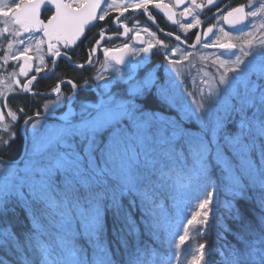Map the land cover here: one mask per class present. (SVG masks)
Here are the masks:
<instances>
[{"label": "snow or ice", "instance_id": "snow-or-ice-1", "mask_svg": "<svg viewBox=\"0 0 264 264\" xmlns=\"http://www.w3.org/2000/svg\"><path fill=\"white\" fill-rule=\"evenodd\" d=\"M217 3L218 0H191L183 15L192 17L193 22L181 27L185 31L195 28L201 23L199 13L205 8L210 11ZM150 4L172 19L174 13L167 4H153L152 0L113 3L109 7L120 10L121 16L131 8L143 10L152 18ZM46 6H51V14L45 22L41 14ZM258 14H264V0L256 10L246 11L243 5L232 8L223 19L234 28ZM0 17L7 18L5 33L14 32L19 37L21 33L43 32L49 57L69 62V52L87 39V31L96 27V22L111 19L101 0H0ZM106 31L101 26V39L89 49L88 64ZM213 31L209 27L203 35L209 37ZM200 38L197 33V42ZM175 39L180 41V36ZM61 44L64 51L57 46ZM157 44L167 48L159 41ZM128 47L125 44L121 53ZM153 47L149 43L147 47L132 48L133 56L144 53L145 57L129 65L120 81L123 88L119 94L102 91L94 105H83L74 120L65 115L58 126L49 127L45 121L53 114L52 106L63 98L60 84L52 89L57 100L45 105L47 115L43 119L39 112L27 116L23 106L13 109L5 98L2 108L7 109V117L0 110V150L10 147L16 139L15 128L21 120L19 130L24 134L25 147L18 161L6 163L0 159V264H172L174 258L182 257V247L191 232L207 234L212 205L221 190L226 197L223 206L235 228L221 216L216 245L210 248L207 243L199 244L198 254L192 255L190 264H264V39H245L239 55L232 52L237 48L235 43L219 39L204 43L205 48L218 47L229 56L219 61L223 72L218 84L206 95L202 90L199 100L191 102L188 97L196 94L180 91L183 81L177 79L179 59H169L165 53L167 63L162 66V76L155 66L146 68L143 74L136 71L147 64V54ZM103 51L106 58L110 57L109 49ZM172 51L175 54L176 49ZM28 53L29 48L23 47L18 53L6 54L5 61L11 55L13 60H23L26 69L31 59ZM232 55L235 59H231ZM111 59L118 65L125 63L123 54ZM40 70L38 67L37 73ZM37 79L33 76L21 91L28 93ZM96 79L105 77L101 73ZM67 83L77 88L71 80ZM88 83L85 80L79 87ZM110 83L106 80L103 86L94 87L107 89ZM151 96L162 106L177 111L180 119L146 111L141 101ZM185 120H194L199 131L186 129ZM194 184L211 190L205 192L198 209L182 224L186 217L181 195ZM169 200L175 206L174 213L168 210ZM238 200L244 205L254 203L260 212L238 206ZM17 207L29 222L19 235L7 219ZM109 222L119 245L117 253L119 248L124 249L122 262L114 259L106 240ZM77 224L93 249L91 261L86 248L76 242L80 234ZM141 224L148 237L144 241L140 238ZM181 225L183 234L176 242L173 230ZM165 246L166 251H161Z\"/></svg>", "mask_w": 264, "mask_h": 264}, {"label": "flooded vegetation", "instance_id": "flooded-vegetation-1", "mask_svg": "<svg viewBox=\"0 0 264 264\" xmlns=\"http://www.w3.org/2000/svg\"><path fill=\"white\" fill-rule=\"evenodd\" d=\"M165 1L171 12L174 13L171 20H169L163 11L155 9L151 4L149 12L152 14V18H149L148 14L144 13L143 10H133L131 8L121 16L120 10L115 7H109V5L113 3L123 5L132 3L133 0H106V3L102 7L108 8L111 19H106L105 22H96V27L87 31V39L83 43H80L74 52H69L72 57L71 62L63 58L49 57L48 40L44 37L43 32L21 33L19 37L13 32L9 36V48L7 51L9 53H18L23 50V47H28V55L31 59L28 61L29 67L25 69L23 68L25 64L23 60H13L12 56L8 55V59L5 61L7 53H0V93L4 94L3 97H0V110H3L7 117V109L2 108L5 98H7L13 109L23 106L27 116H35L37 112L40 115L47 114L44 111L45 105L49 104L50 101L57 100V95L52 89L57 84H60L63 98L57 105L52 106V113L56 116L68 115L70 119L74 120L77 118L76 114L80 112L78 106L82 107L81 104H86L90 100L97 102L102 91L115 92L114 94L121 92L123 84L120 81L124 77V74L129 71V65H135L137 61L145 57L144 53H141L139 56H133L131 54L132 48L147 47L149 43L154 45L151 52L147 54V64L136 70L139 74H143L146 68L155 66L158 68V74L162 76L164 74L162 66L166 62L165 53L168 54L169 59H174L175 54H173V49H176V54L184 52L187 55L190 54V59L193 58L192 52H198L205 48L202 47L197 50L200 45L202 46L206 42L203 38V32L207 26L202 29L200 41L195 45L202 21L208 15L217 11L220 5L212 7L210 11L205 8L197 16L201 20V23L195 28L185 31L181 25L193 22L192 17H185L183 15L184 9H177L173 4V0ZM163 2L162 0H156V3ZM203 2L204 0L199 3ZM152 3L155 4L154 0H152ZM190 3L189 0L188 5ZM50 14V9H44L41 19L46 22ZM101 26L107 29L105 37L99 50L92 54L91 64H88L89 49L95 45L96 40L101 39L98 35ZM125 27L128 29L127 32H125ZM145 28L148 31H145ZM168 33H172V35L169 36ZM177 35L180 36V41L175 39ZM20 40H23L24 44H20ZM41 40H43V43H40ZM157 41L163 45H167V48L160 47ZM125 44H128L129 47L125 52L121 53L120 50L123 49ZM57 46L61 48V51H64L62 44ZM105 48L110 50V57L108 58L104 56L103 50ZM121 54L125 57V63L118 65L115 63V60L111 59V56ZM54 59L57 61L55 64L53 63ZM78 64H84L85 66L83 68L76 67ZM38 67L41 69L39 73L36 71ZM105 67L108 68V71L104 70ZM115 69L119 71H115ZM102 70H104L103 75L105 79H96L102 73ZM33 76H37L38 79L33 83L28 93H23L21 91L23 84L31 80ZM69 80L77 85L76 89H73L72 85L67 83ZM85 80H88L89 83L82 88L79 87V85H84ZM106 80L111 81L107 89H103L102 87L97 89L94 87L97 84L103 86ZM44 81L50 82L47 88L41 84ZM43 94H52V97L45 99L39 96ZM69 96H74V100H68ZM153 97L156 99L155 96ZM5 122L10 123L7 119ZM22 123L23 120L19 122V124ZM45 123L46 125L48 123L59 125L60 122L53 118H47ZM19 124L16 125V139L12 142L11 146L0 150V159L4 162L13 163L20 158L22 153L24 134L19 130ZM4 136L7 138V134H4ZM18 143H20V147L17 153L15 151Z\"/></svg>", "mask_w": 264, "mask_h": 264}, {"label": "rangeland", "instance_id": "rangeland-1", "mask_svg": "<svg viewBox=\"0 0 264 264\" xmlns=\"http://www.w3.org/2000/svg\"><path fill=\"white\" fill-rule=\"evenodd\" d=\"M162 1H164L163 2L164 4H167V2L165 0H162ZM200 1H203V0H197V3H199ZM258 1L259 0H249L246 3V6H245L246 9L249 10L251 8V10H256L257 8H259ZM190 2H191V0H190ZM154 3H156V0H154ZM230 10L231 9L227 10L225 12V14ZM219 20H221V17L219 19H217L212 24V26H210L214 29V31H213V33L209 34V37H205L203 35L204 41H206L209 44H212L217 39H219L221 42L235 43L237 45V48L232 49V52L235 53L236 55H239L240 54L239 53V47L245 39H254V42L257 38L264 39V14H258V16L255 18L249 17L248 18L249 21H248V25H247L246 29L242 30L240 33H235V34L227 33L223 29L222 25L219 23ZM207 29L208 28H206L205 31ZM221 29H223V31H221ZM225 33H227V35H225ZM244 33H252L253 35L252 36H245ZM202 47H204L203 44H202V46L200 45L197 48V50L202 48ZM13 48H16V47H13ZM203 50H204V52H202ZM200 52H202V53H200ZM6 53L9 54V51ZM220 53H224V54L220 55ZM192 55H194L195 57L191 58L192 59L191 61H190V57H191L190 54L187 55V53L180 52L177 54L175 53V55H174L175 56L174 59H179L181 61V63L177 67L181 66L183 68V69L178 68L179 72H180V76L177 77V79H178V81H180V80L183 81L180 84V91L184 92V93L194 92L196 94L195 97H192V96L188 97L189 102H191L193 99H196L198 101L202 90H203V93L206 95L210 88H212L218 84L219 75L223 72V69L220 68V66H219V61L221 59H225L229 56V54L227 52H224V50L219 49L218 47L203 48L202 50H200L198 52H192ZM9 56H11V55H9ZM218 56H219V59L217 58ZM185 57H187V58L185 59ZM170 59H172V58H170ZM231 59H235V55H232ZM213 61H215V63H213ZM166 63H167V61L163 65H166ZM162 69H163V67H162ZM103 72H104V70H102V73ZM173 76H176V73H173ZM106 91L107 90H105L103 92H106ZM114 93L115 92H113V94ZM73 95H75V93H73ZM72 99L74 100V96L72 97ZM81 105L83 106L86 104H81ZM91 105L92 104H89V106H91ZM78 107L81 110V107L80 106H78ZM164 110H166L167 112L172 111V113H174L176 116H178L180 118V114L177 111H175L174 109H168V108L164 107ZM185 121H189V120H185ZM192 122H194L196 124L197 130L193 132V133H196L199 131V125L194 120ZM47 126L55 127L58 125H55V124L53 125V124L48 123ZM23 142H24V147H25V139ZM24 147H23L21 155L24 152ZM21 155H20V158H21ZM191 214L192 213L186 211V215L188 216V218H191ZM173 240L178 242V237L174 238Z\"/></svg>", "mask_w": 264, "mask_h": 264}, {"label": "trees", "instance_id": "trees-1", "mask_svg": "<svg viewBox=\"0 0 264 264\" xmlns=\"http://www.w3.org/2000/svg\"><path fill=\"white\" fill-rule=\"evenodd\" d=\"M247 1H249V0H234L233 6L235 7V6L245 5L247 3ZM7 2L11 3V2H13V0H7ZM220 6H223V5H220ZM6 19L7 18L0 17V53L1 52H3V53L8 52L7 50L9 48V36H11V34L13 33V32H9V33L4 32V28L6 26L4 21ZM7 26L10 29L12 27L10 24H8ZM41 84L45 88H47L50 85V82L44 81V82H41ZM91 103H94V100H91ZM141 103L143 104V107L146 111H156V112L162 113L163 117H166V118L171 117V119L173 118V119H177V120L180 119L178 116L174 115V113H172L171 111H169L170 113L166 112L164 114V107L161 104H159V102H157V100L153 96L149 97L147 100H142ZM183 126L186 129L190 130L191 132H194L197 130V128L195 127V123L192 121H184ZM19 147H20V143L17 144V148H16L15 152H17V153L19 152ZM213 175L215 178L216 174L214 173ZM204 192H205V190L203 188L194 184L190 189L183 190L181 198L185 197V196H192V199H196V198L201 199V195ZM225 199H222L220 197V202L216 201V203L212 205V211L210 213L209 223L207 226V234L206 235H199L197 232L194 239H188L186 241L184 258H182V261H181L182 264H190V261L192 259V255L198 254L196 252V249L198 248L199 244L207 243L210 246V248L214 247L216 245V243H217V232L219 231L218 222L220 221L221 216L224 217L225 222L230 227L235 228L234 221H232L229 218V215L223 206ZM172 204H173V202L171 200H169L167 202V207H168V210L170 213H172V211H174V209H171ZM237 204H238V206H242V207H245L247 209H254L256 213L260 212V209L258 207H256L254 203L244 205L243 201L238 200ZM7 219L12 222L13 231H15L18 235L28 227L29 222L26 219L23 210L19 207H17L16 213L15 214L10 213L9 216L7 217ZM137 220H138V217H137ZM76 230L80 233L76 237V242H77L78 246H85L86 245V242H85L86 238L84 237L83 233L80 232L78 225H76ZM140 231H141V237H140L141 240L142 241L147 240L148 237L143 234V225L142 224L140 225ZM161 237H163V236H161ZM227 238L230 241L232 240L231 235H229ZM106 240H107L109 246L112 248V252L114 253V259L118 262H122L124 249L119 248V253H117V248L119 247V245H118V242L112 236V230H111V223L110 222H109V226H108V230H107V234H106ZM87 256H88L89 261H91L90 254H87Z\"/></svg>", "mask_w": 264, "mask_h": 264}, {"label": "water", "instance_id": "water-1", "mask_svg": "<svg viewBox=\"0 0 264 264\" xmlns=\"http://www.w3.org/2000/svg\"><path fill=\"white\" fill-rule=\"evenodd\" d=\"M188 1H189V0H185V3L177 4V3H176V0H173V4H174V6H175L177 9L181 10V9H184V7L188 5ZM222 1H224V0H221L220 2H222ZM104 3H106L105 0H101V4L103 5ZM233 3H234V0H228V1L225 3V5H224V6H223L218 12L213 13V14H211L209 17H207V18L201 23L199 33H201L202 29L205 27L206 24L210 23V22L213 20V18L216 17L217 15L223 14L226 10L229 9V7H231V5H232ZM50 7H51V6L43 7V8H42V11H43L44 9H46V8L50 9ZM246 22H247V21H246ZM246 22H245V24L238 25V26H236V27L233 28V27H231V26L229 25V23L225 22L224 19H223V20H222V25H223V28H224L227 32L236 33V32L242 30V29L245 27ZM34 33H40V32H34ZM197 43H198V42H197V39H196L195 45H197ZM39 96L42 97V98H45V99H48V98H51V97H52L51 94H43V95H39ZM46 115H47V114L40 115V116H41V118H43V117H45ZM48 118L57 119V120H59V121H63V120H64V119L59 118L58 116L53 115V114H52L51 116H48Z\"/></svg>", "mask_w": 264, "mask_h": 264}, {"label": "bare ground", "instance_id": "bare-ground-1", "mask_svg": "<svg viewBox=\"0 0 264 264\" xmlns=\"http://www.w3.org/2000/svg\"><path fill=\"white\" fill-rule=\"evenodd\" d=\"M217 52V51H216ZM195 56L193 55V58H194ZM192 59H190V61H191ZM191 67V66H190ZM178 68H181V69H183L181 66H179ZM157 101L159 102V100L157 99ZM159 104H160V102H159ZM164 107V106H163ZM167 111L166 110H164V114L166 113ZM168 113H170V112H168ZM59 122H61V121H59Z\"/></svg>", "mask_w": 264, "mask_h": 264}]
</instances>
